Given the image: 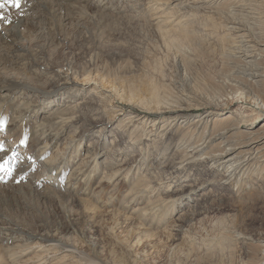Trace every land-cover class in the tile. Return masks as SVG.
<instances>
[{"label":"rangeland","instance_id":"obj_1","mask_svg":"<svg viewBox=\"0 0 264 264\" xmlns=\"http://www.w3.org/2000/svg\"><path fill=\"white\" fill-rule=\"evenodd\" d=\"M26 1L28 12L16 17L21 7L8 8L9 22L0 23V164L11 169L0 172L2 264H77L75 255L84 264H256L264 176L252 170L237 182L207 164L178 166L189 151L183 143L195 144L196 135L179 123L170 130L174 142L157 135L174 117L255 110L250 100L232 99L238 88L223 82L228 66L214 40L225 33L213 15L223 0ZM178 21L192 43L179 35ZM183 101L193 106L177 108ZM156 197L168 202L156 205ZM182 213L212 241L176 263L150 238L170 232ZM39 238L65 250L38 261Z\"/></svg>","mask_w":264,"mask_h":264},{"label":"bare ground","instance_id":"obj_2","mask_svg":"<svg viewBox=\"0 0 264 264\" xmlns=\"http://www.w3.org/2000/svg\"><path fill=\"white\" fill-rule=\"evenodd\" d=\"M209 3L211 4L208 6H211L217 3V1L210 0ZM30 4V1L21 0L22 6H20V10L16 12L13 11L12 13L18 17L19 13H25L24 9L30 10ZM218 5L219 8L220 5H222V7L221 9L217 8L213 15H216L219 17V19H221L220 21H222V25L220 27L224 30L223 32L225 34L224 37L221 38L222 40L217 38L214 40V46L216 47V50H218L221 61H223L225 66H228L226 74L223 76V82L234 84L238 88V91H235L236 95H232V99L250 100L253 102L255 110L251 109V107H236L225 116L215 119L211 117L215 114L210 112L198 116L191 121H189L187 118H182L178 122L177 118L174 117L171 120H167L163 123L162 128L157 133V135L161 139L163 138L166 141L174 142L176 138L171 135L170 130L172 126L178 125L179 123L180 129L184 128L186 131L193 133V135H191H196L198 140L195 144L190 142L192 138H187V140H185L186 143H183L185 144L184 149H188L189 151L187 153L185 152L186 157L184 159L179 161V163L177 162L178 166H183L184 164V167H187V165L197 163L207 164L209 165V170L211 172L221 171L223 172L225 178L227 177L228 179H235L238 182L240 177L252 170L257 171L259 175L264 176V124L258 126V123L264 119V0H223L221 3H217V7ZM205 9L208 10V7L206 6L205 8H196L197 12L204 11ZM28 10H26V12H28ZM9 12L11 11L7 9L3 12V14L8 18ZM212 18L213 17H210L208 19ZM15 20V25L13 23L11 26V32L13 35L16 34V27L21 25L20 18H16ZM2 22L4 21H0V23ZM175 26L181 28V34L179 35L185 42H193L194 34L192 35L189 27L186 28L188 26L187 24L185 25L183 24V21H178ZM213 26L214 30H216L217 28H215V25ZM214 32L212 31L211 33L201 35L199 40L204 41L205 37L209 40ZM16 51H18V49ZM156 92V89L151 92V95L153 96L152 98L154 100L158 99ZM232 93L234 94V92ZM67 102H69V100H67ZM184 106L189 107L193 105L184 102L177 104L176 107L182 108ZM194 106L204 109L208 108L210 105L206 101L204 102L203 100H195ZM214 107L215 109H218L220 105ZM262 114L263 116H261ZM136 117L138 118L137 121L140 119H143L144 121L147 118L146 116L144 117L139 115L135 116V118ZM154 121L151 126L155 124ZM219 126H221L220 131H218V129L216 130V128H219ZM126 129L127 127L121 129L120 134L125 132ZM220 137L224 139L215 146L210 147L212 142L216 138ZM136 142L137 141L134 140L131 144L133 145ZM121 145L123 144L117 142V140H112L111 142V146L113 147H118ZM81 163L83 162L81 161ZM181 169H183V167ZM168 191L169 190L166 192ZM213 193L214 191L210 189L206 193V196ZM166 201L167 199L164 197H156L152 202L156 203V205H159L162 202L166 203ZM183 214L184 213L180 214V218H177V224H171L172 228L170 232H167L165 229H158L151 235L150 238L152 244L157 250H159L166 257L174 260L176 263H182L188 258L197 255L200 252V249H207V246L210 245V242L212 241L203 227H200V225L196 226L194 224L195 220L193 219V216L189 218L184 217V219L182 217ZM181 221L185 222L186 224L184 223V225H181ZM35 238V236H28L29 240ZM38 240L39 241L33 245L34 250L37 249V251L40 253L34 256V258H36L38 261L45 259L48 257V255H54L52 252L55 249L58 251V249L61 247L52 241L53 239L47 240L39 238ZM261 242V245L259 244L260 249L256 264H264V239H262ZM61 248L63 251L65 250L63 247ZM72 256L73 255H71V257ZM73 259L77 261V264H84L87 262L85 259L82 260V258L76 255L73 257ZM2 262L0 257V264H2Z\"/></svg>","mask_w":264,"mask_h":264},{"label":"snow or ice","instance_id":"obj_3","mask_svg":"<svg viewBox=\"0 0 264 264\" xmlns=\"http://www.w3.org/2000/svg\"><path fill=\"white\" fill-rule=\"evenodd\" d=\"M21 6V0H0V21L9 22L7 17L3 14L8 8L19 9ZM3 150V146L0 145V151ZM7 161L4 164H0V172H4L5 174L10 175L11 169L6 167Z\"/></svg>","mask_w":264,"mask_h":264}]
</instances>
